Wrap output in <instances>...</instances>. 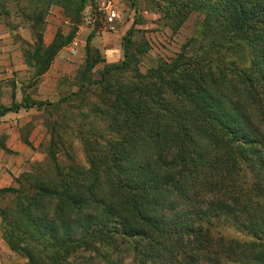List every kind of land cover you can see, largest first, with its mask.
Instances as JSON below:
<instances>
[{
  "label": "trees",
  "instance_id": "16d2710c",
  "mask_svg": "<svg viewBox=\"0 0 264 264\" xmlns=\"http://www.w3.org/2000/svg\"><path fill=\"white\" fill-rule=\"evenodd\" d=\"M88 1L30 0L27 19L35 42L25 43L23 56L28 68L36 70L34 87L75 37ZM181 2L169 1L174 8V31L193 11H201L204 21L171 63L163 62L146 75L135 69L143 82L113 81L137 67L133 29L123 37V61L104 67L100 79L92 80L91 73L104 62L92 46L96 28L85 47V61L77 72L79 90L74 96L47 104L26 95L21 103L0 107L1 120L22 109L41 110L50 105L61 111L67 105V114L61 115V122L51 123L50 131L61 128L74 134L85 146L89 164L86 170L59 171L55 179L24 175L29 183L22 191L0 188L1 199L23 196L16 218H9V210L4 208L0 218L4 239L14 252H23L29 264H38L49 252L56 257L51 264H74L75 256L82 264H94L80 254L115 240L131 245L137 264H186L214 242L208 226L215 228L219 222L237 225L241 214L250 216L251 223L242 224L249 234L260 237L259 243L230 241L226 245L222 236L218 244L242 257L243 264H262L264 203H256L260 196L252 194L263 195L264 185L255 179L257 184L251 188L248 176L264 171L260 164L264 147V0ZM53 6L67 9L65 16H71L73 31L68 36L58 31L46 45L44 20ZM201 35L211 37L208 47L200 55H188V48L200 42ZM242 54L248 64L245 69L232 58ZM91 88L96 90V99L90 100L95 104V117L87 121L83 93ZM59 137L63 140L64 136ZM51 146L48 154L54 162L55 136ZM202 195L223 202L217 206V220L212 221L213 213L204 211L201 218L206 228H197L198 219L190 211ZM115 246L120 249L119 244Z\"/></svg>",
  "mask_w": 264,
  "mask_h": 264
},
{
  "label": "rangeland",
  "instance_id": "374dc122",
  "mask_svg": "<svg viewBox=\"0 0 264 264\" xmlns=\"http://www.w3.org/2000/svg\"><path fill=\"white\" fill-rule=\"evenodd\" d=\"M97 1L89 0L84 10L89 6H96ZM169 1L180 3L185 0H167L166 2H162V0H119L118 28L112 33L100 31L98 28L95 31L92 46L101 54L104 62L91 73L92 80L100 79V73L104 67L123 61V37L131 29H133L134 40L132 53L138 64L136 68L133 65L134 67L129 71L115 76L114 82L117 80L124 84L143 82L141 77L137 76L135 69L138 68L141 74L146 75L148 70L156 69L163 62L171 63L178 57L183 51V46L195 37L196 28L204 21V14L201 11L191 12L185 23L177 31H174L176 23L171 13L174 8H170ZM30 6V0H0V107H10L14 103H21L26 95L33 100L53 104L60 98L74 96L79 90L77 72L84 64L85 47L95 28L84 26L83 12L75 37L66 48L58 53L53 68L34 87L32 78L36 70L28 68L23 56V49L26 48L25 43L34 44L35 42L31 22L27 19V15L30 14ZM67 12V9L62 6H53L48 10L44 20V43L48 36L54 40L58 31L64 36L71 34L73 20L70 15L65 16ZM210 39L209 35H201L200 42L196 41L193 46L188 48H191L188 55H200L204 52L202 48L208 47ZM72 49L76 50L75 54L71 53ZM243 55H234L232 58L238 61L242 69H245L248 64L242 60H246L245 57L242 58ZM229 60L231 59L228 58ZM203 69L207 71L205 67ZM149 82L153 81L149 80ZM42 84L44 91L42 90L43 93L40 95ZM23 88L26 90L23 91ZM154 92L157 93L156 90ZM83 94L85 113L89 116L87 121H91L95 117L93 114L95 104L90 100L96 99V90L91 88ZM17 95L20 102L16 101ZM67 112V105L63 106L61 111L50 105H45L41 110L22 109L19 113H10L0 120V188L12 187L22 191L28 189L26 185L29 183V178L23 177L24 175L35 173L48 179H55L59 178V171L62 174H67L89 168L85 146L74 134L63 132L61 128L53 133L50 131L49 125L56 120L59 121L61 115L67 114ZM51 133L55 136V143L58 145L55 148L56 159L54 162L48 154L49 149L52 148L51 142L54 140ZM59 134L64 136L63 140ZM261 151L263 162L260 164L264 167V147H261ZM58 167L60 170L57 169ZM248 178L250 187L257 184L255 179L263 181L264 185V171L259 176L254 177L251 174ZM17 179H19V183H17ZM258 196L260 198L255 202L260 201L263 204L264 194L257 195V192L252 194L254 198ZM22 198V194L0 198V209H8V217L11 218L12 215L16 218L17 207L23 203ZM218 199V197L212 198L203 195L198 198V206L190 211L192 217L198 219L197 228H206L203 226L206 223L201 218L204 211L208 214L213 213L212 221L217 220L215 218L217 206L219 207V202H223ZM184 208L186 209V207ZM189 209L187 210L189 211ZM244 222L251 223L250 216L241 214L240 223L237 225L229 224L228 226L219 222L215 228L208 226L210 227L208 235L214 241L211 244L213 247L210 246L204 253L197 255V258L193 257V259L187 260L186 264H243L242 257L239 258L226 252L225 247H222L218 242L223 236L226 239V245L230 241L241 244L251 241L259 243L260 237L256 238L249 234L248 228L242 224ZM257 222L260 223L259 219ZM3 227L4 224L0 218V264H29L23 252L16 253L10 248L3 237ZM15 233L21 238V233L18 230ZM262 241L264 242V239ZM120 242L115 240L108 246H102L98 250L80 255L86 256L89 260L92 259L94 264H109L111 262L112 264H137L131 245ZM116 244H119L118 248L120 249L115 248ZM55 259V254L49 252L47 256L42 257L38 264H51ZM77 259L76 256L72 257L73 263L82 264ZM261 261L264 264V258Z\"/></svg>",
  "mask_w": 264,
  "mask_h": 264
},
{
  "label": "built area",
  "instance_id": "2783aa9c",
  "mask_svg": "<svg viewBox=\"0 0 264 264\" xmlns=\"http://www.w3.org/2000/svg\"><path fill=\"white\" fill-rule=\"evenodd\" d=\"M119 0H98L96 6L84 10V26L98 28L103 32H114L119 23ZM76 53L75 49L71 50Z\"/></svg>",
  "mask_w": 264,
  "mask_h": 264
},
{
  "label": "crops",
  "instance_id": "0c3cea01",
  "mask_svg": "<svg viewBox=\"0 0 264 264\" xmlns=\"http://www.w3.org/2000/svg\"><path fill=\"white\" fill-rule=\"evenodd\" d=\"M52 38H51V36H48V37H46V39H45V43H46V45H49V44H51L52 43ZM57 60V59H56ZM53 64H54V62H53ZM53 64L51 65V68H53ZM51 68H50V70H51ZM49 70V71H50ZM44 84V83H43ZM43 84L41 85V87H40V95L43 93L42 92V90H43ZM44 91V90H43ZM16 98V101L17 102H20L19 101V99H18V95L15 97Z\"/></svg>",
  "mask_w": 264,
  "mask_h": 264
}]
</instances>
